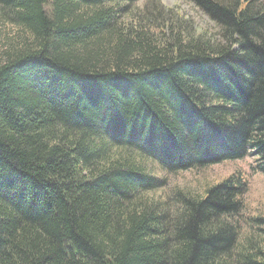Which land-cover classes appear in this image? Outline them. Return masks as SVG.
<instances>
[{
	"label": "trees",
	"instance_id": "16d2710c",
	"mask_svg": "<svg viewBox=\"0 0 264 264\" xmlns=\"http://www.w3.org/2000/svg\"><path fill=\"white\" fill-rule=\"evenodd\" d=\"M134 1L0 0L28 34L0 53V264H264L239 173L157 198L147 161L264 174V7L189 0L211 38L155 0L126 23Z\"/></svg>",
	"mask_w": 264,
	"mask_h": 264
},
{
	"label": "rangeland",
	"instance_id": "374dc122",
	"mask_svg": "<svg viewBox=\"0 0 264 264\" xmlns=\"http://www.w3.org/2000/svg\"><path fill=\"white\" fill-rule=\"evenodd\" d=\"M151 0H136L134 3H123L127 10L122 19L128 23L136 16L145 14V5ZM158 4L173 12L177 19L181 18L190 26L195 34H202L207 37L217 38L218 28L189 0H155ZM264 7V0H258ZM160 5V8H161ZM162 10V9H161ZM161 12V11H160ZM164 12V11H163ZM164 20L161 13H156L150 18L151 24ZM158 21V22H157ZM157 33V29H155ZM28 34L10 22L0 20V53L8 47L19 45ZM254 158L247 153L242 159L225 160L212 163L205 167H197L179 174L172 175L160 169L158 164L152 160L148 161V168L159 178H164V185L153 190L149 195L157 198H165L173 195L175 189H185L196 194L202 193L211 184L219 183L232 174L242 176L244 182V193L242 195V206L239 214L234 216L240 226L239 240L246 236L247 239L264 242V222L256 221L255 217H264V174L252 169L255 165Z\"/></svg>",
	"mask_w": 264,
	"mask_h": 264
}]
</instances>
